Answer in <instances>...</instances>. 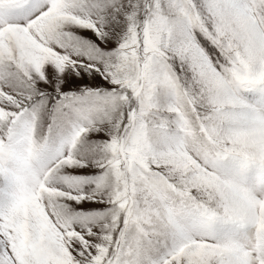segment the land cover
I'll list each match as a JSON object with an SVG mask.
<instances>
[{
	"label": "snow or ice",
	"instance_id": "6c2138e0",
	"mask_svg": "<svg viewBox=\"0 0 264 264\" xmlns=\"http://www.w3.org/2000/svg\"><path fill=\"white\" fill-rule=\"evenodd\" d=\"M0 264H264V0H0Z\"/></svg>",
	"mask_w": 264,
	"mask_h": 264
}]
</instances>
